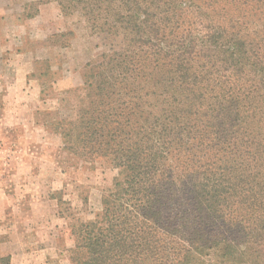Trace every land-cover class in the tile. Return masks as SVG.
Instances as JSON below:
<instances>
[{
	"label": "trees",
	"instance_id": "obj_1",
	"mask_svg": "<svg viewBox=\"0 0 264 264\" xmlns=\"http://www.w3.org/2000/svg\"><path fill=\"white\" fill-rule=\"evenodd\" d=\"M54 1L118 43L50 122L117 172L70 261L264 264V0Z\"/></svg>",
	"mask_w": 264,
	"mask_h": 264
},
{
	"label": "rangeland",
	"instance_id": "obj_2",
	"mask_svg": "<svg viewBox=\"0 0 264 264\" xmlns=\"http://www.w3.org/2000/svg\"><path fill=\"white\" fill-rule=\"evenodd\" d=\"M54 0H0V251L9 264H73L72 226L93 220L117 174L67 153L85 65L112 45Z\"/></svg>",
	"mask_w": 264,
	"mask_h": 264
}]
</instances>
